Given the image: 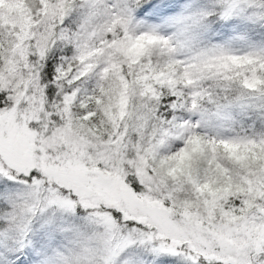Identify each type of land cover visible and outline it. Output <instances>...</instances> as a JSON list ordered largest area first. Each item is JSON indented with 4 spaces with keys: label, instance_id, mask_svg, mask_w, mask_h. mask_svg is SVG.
<instances>
[{
    "label": "snow or ice",
    "instance_id": "snow-or-ice-1",
    "mask_svg": "<svg viewBox=\"0 0 264 264\" xmlns=\"http://www.w3.org/2000/svg\"><path fill=\"white\" fill-rule=\"evenodd\" d=\"M0 264H264V0H0Z\"/></svg>",
    "mask_w": 264,
    "mask_h": 264
}]
</instances>
